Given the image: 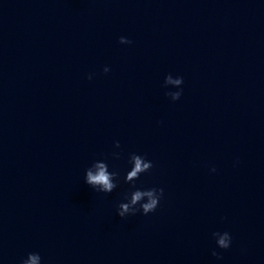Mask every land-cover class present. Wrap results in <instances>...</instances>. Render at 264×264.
Masks as SVG:
<instances>
[{"label":"water","instance_id":"obj_1","mask_svg":"<svg viewBox=\"0 0 264 264\" xmlns=\"http://www.w3.org/2000/svg\"><path fill=\"white\" fill-rule=\"evenodd\" d=\"M32 253L264 264V0H0V264Z\"/></svg>","mask_w":264,"mask_h":264},{"label":"clouds","instance_id":"obj_2","mask_svg":"<svg viewBox=\"0 0 264 264\" xmlns=\"http://www.w3.org/2000/svg\"><path fill=\"white\" fill-rule=\"evenodd\" d=\"M119 43L129 44L131 43V41L127 40L124 37H121L119 40ZM103 71L107 73L109 69L105 67ZM88 78L91 79V76H89ZM166 80L168 83H174L177 85H181L183 82L182 78H179V77L173 81L171 79V75L167 76ZM166 95L170 96L172 101H176L180 98L181 92L180 91L169 92V93H166ZM115 146L119 147V144L117 143ZM131 160L134 166L132 167L131 171L128 173L129 179H132L133 177L138 178V174L148 172L152 168L151 162L145 161V159L141 156L133 154L131 156ZM96 167L98 170L95 172V174H93L91 170H88L86 172L85 182L88 185H92V186L99 185L101 187V190L105 193L111 192L113 188L115 187V185L112 183L111 176L106 171L105 165L100 164V165H97ZM212 171H215V169H212ZM154 191H158L160 195L158 198H151L148 203H145L141 206L143 209V213H142L143 215H147L156 210L158 206V202L163 195V189L153 188L145 192L137 191L132 197V203L135 204L136 202L140 201L142 196L152 197ZM119 207H120V211L118 215L120 217H124L125 213L128 212L129 206L127 204H121ZM214 235H216V233H214ZM230 243H231V237L227 232H225L223 236H221V238L217 241V244L219 245V247L225 250L229 248ZM212 255L217 256V253L213 252ZM39 260H40V256L38 254L32 253L28 255L27 260L22 261V264H38Z\"/></svg>","mask_w":264,"mask_h":264}]
</instances>
